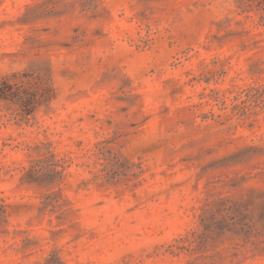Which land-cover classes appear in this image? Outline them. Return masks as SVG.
Wrapping results in <instances>:
<instances>
[{"label": "rangeland", "instance_id": "rangeland-1", "mask_svg": "<svg viewBox=\"0 0 264 264\" xmlns=\"http://www.w3.org/2000/svg\"><path fill=\"white\" fill-rule=\"evenodd\" d=\"M4 80L0 264H264V0H0Z\"/></svg>", "mask_w": 264, "mask_h": 264}, {"label": "trees", "instance_id": "trees-1", "mask_svg": "<svg viewBox=\"0 0 264 264\" xmlns=\"http://www.w3.org/2000/svg\"><path fill=\"white\" fill-rule=\"evenodd\" d=\"M0 97L5 100L6 99H9V100L17 99V100L23 101V97L19 94V86H17L16 84H10L6 80L2 82V86L0 88ZM23 106H26V104L23 103ZM228 209L232 210L231 206ZM201 236H202V233L199 234L198 237H201Z\"/></svg>", "mask_w": 264, "mask_h": 264}]
</instances>
